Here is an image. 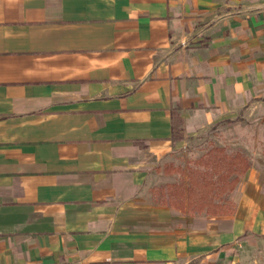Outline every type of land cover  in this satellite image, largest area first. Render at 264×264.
I'll use <instances>...</instances> for the list:
<instances>
[{
	"label": "crops",
	"instance_id": "obj_1",
	"mask_svg": "<svg viewBox=\"0 0 264 264\" xmlns=\"http://www.w3.org/2000/svg\"><path fill=\"white\" fill-rule=\"evenodd\" d=\"M259 102L264 0H0V264H226L264 175L192 214L180 155Z\"/></svg>",
	"mask_w": 264,
	"mask_h": 264
},
{
	"label": "rangeland",
	"instance_id": "obj_2",
	"mask_svg": "<svg viewBox=\"0 0 264 264\" xmlns=\"http://www.w3.org/2000/svg\"><path fill=\"white\" fill-rule=\"evenodd\" d=\"M213 147L221 148L223 154L241 153L247 159L248 167L255 166V170L264 175V102L255 104V110L250 117L238 116L227 119L203 130L200 134L191 136L186 147L183 148L185 150L180 155V159L187 162V172L189 167L205 169L206 167L199 161V158L208 157ZM242 174L239 175L238 180ZM212 178L215 179L216 175L213 174ZM262 185L264 192V178ZM233 187L222 192L217 187L215 200L227 201L224 195H227ZM226 264H264V236L257 234L245 237V245Z\"/></svg>",
	"mask_w": 264,
	"mask_h": 264
},
{
	"label": "trees",
	"instance_id": "obj_3",
	"mask_svg": "<svg viewBox=\"0 0 264 264\" xmlns=\"http://www.w3.org/2000/svg\"><path fill=\"white\" fill-rule=\"evenodd\" d=\"M208 157L199 158L205 169L189 167L187 172L186 186V210L189 213L205 211L208 214H231L234 206L229 202L215 200V190H230L248 167L247 159L236 152L234 154H223L221 148L213 147ZM209 167V168H207ZM216 178L213 179L212 175ZM233 175V176H231ZM170 197L164 198L163 202L169 205L185 209L184 185L182 183L167 184Z\"/></svg>",
	"mask_w": 264,
	"mask_h": 264
}]
</instances>
